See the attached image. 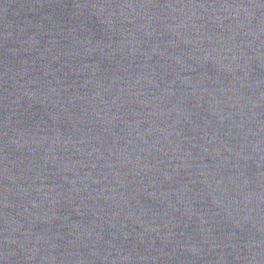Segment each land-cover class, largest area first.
Here are the masks:
<instances>
[{
	"label": "water",
	"instance_id": "95a60500",
	"mask_svg": "<svg viewBox=\"0 0 264 264\" xmlns=\"http://www.w3.org/2000/svg\"><path fill=\"white\" fill-rule=\"evenodd\" d=\"M0 264H264V0H0Z\"/></svg>",
	"mask_w": 264,
	"mask_h": 264
}]
</instances>
